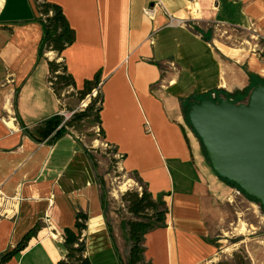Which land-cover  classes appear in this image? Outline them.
Returning a JSON list of instances; mask_svg holds the SVG:
<instances>
[{
	"label": "crops",
	"instance_id": "0c3cea01",
	"mask_svg": "<svg viewBox=\"0 0 264 264\" xmlns=\"http://www.w3.org/2000/svg\"><path fill=\"white\" fill-rule=\"evenodd\" d=\"M48 1L74 29V42L57 59L74 80L72 91L99 72L101 143L131 187L167 207L165 227L144 234L143 262L213 264L212 238L230 222L226 202L235 191L207 161L185 122L184 102L260 84L264 62L255 53L235 58V46L227 56L191 25H221L264 43V0ZM38 16L35 0H0V253L38 223L4 264L63 259V230L82 211L90 264H127L124 218L101 191L104 162L73 127L55 135L59 126L45 123L67 108L48 80L47 59L57 54L38 57Z\"/></svg>",
	"mask_w": 264,
	"mask_h": 264
},
{
	"label": "rangeland",
	"instance_id": "374dc122",
	"mask_svg": "<svg viewBox=\"0 0 264 264\" xmlns=\"http://www.w3.org/2000/svg\"><path fill=\"white\" fill-rule=\"evenodd\" d=\"M191 26L197 33H200L212 47H218L226 55L227 51L235 46L240 48L235 58L239 59L243 55L255 53L258 59L264 62V43L258 41L254 36L248 33H243L221 25H201L199 23H194ZM229 57L234 59L233 55ZM242 67L245 68L244 65ZM211 72L213 71L211 70ZM261 83H264V80H262ZM239 88L240 87H233L226 92L221 90L223 92L219 94L224 95L225 98L231 102H244L252 87H247L244 91H238ZM60 94L59 98L63 99L62 102L65 103V107L67 108L64 109L65 113L76 109V111L83 109L84 106L81 105L82 100H86L87 104L89 103L86 99L87 96L80 100L78 94L73 92L71 87L61 90ZM98 95L99 93L96 96ZM203 96L211 97V92H207ZM218 99L219 98L214 97V100L217 101ZM191 100L198 101L199 96L194 95L188 101L184 102L185 122H187L189 128L192 129L186 116ZM97 106L98 103H94L93 107L96 108ZM62 107L64 108V106ZM95 125V123L90 125L87 120H84L75 130L77 131V135L86 143L87 147L95 151V156L104 162L102 163L104 165V172L100 175V177L104 179L103 191L106 193L108 204L114 207V210L121 218L123 217L124 220H126L130 218L131 215L127 211L125 207L126 201L123 199L124 194L122 192L125 193V190L117 192V195L113 193V191H117L119 184L124 181L126 182L127 178L118 170L119 165L116 163V158H114L111 150L105 147L103 143L101 144V138L95 134ZM193 133L195 132L193 131ZM195 135L203 151L204 149L200 139L196 133ZM94 140H98L99 143L95 145ZM231 186L236 193L234 192L230 200L226 202L227 218H229L230 222L225 224L222 231L217 229V235L212 238L213 241H218L215 244L217 250L213 259V264H264V207L258 200L252 196H248L238 186ZM136 189L138 190L137 185L135 188L130 186L126 190L130 192ZM241 224H243L246 229L244 234L235 231V228Z\"/></svg>",
	"mask_w": 264,
	"mask_h": 264
},
{
	"label": "trees",
	"instance_id": "16d2710c",
	"mask_svg": "<svg viewBox=\"0 0 264 264\" xmlns=\"http://www.w3.org/2000/svg\"><path fill=\"white\" fill-rule=\"evenodd\" d=\"M35 2L36 9H38L39 12L37 19L42 24L43 29L42 39L37 51L38 57L45 55L47 53L46 51L57 54V57L47 59V66L49 68L48 80L50 85L54 93L60 97L61 90L67 87L75 88L74 80L71 74L67 72V67L64 65L63 61H57L62 52L61 50L74 42V29L70 26L69 22H67L63 9L59 4L57 5L48 0H35ZM98 73L99 72H96L93 78L85 80L81 88L76 89L75 92L78 94L80 100L90 95L91 90L97 87L100 80ZM96 102L99 103V95L91 97L89 103L80 111H76L60 128L55 130L54 134L66 132L65 125L77 129L84 120H87L90 125L94 123L99 125V107H93ZM62 119L63 116L54 115L48 118L45 123L52 126V128H56L61 124ZM97 136L102 138L100 129ZM203 152L205 154L204 150ZM223 179L229 184L235 185L226 178ZM102 189L103 188H101V191ZM127 191L128 190H125V193L122 192L124 194L123 199L126 201L125 207L131 215L130 218L124 220L129 239L127 264H151L143 262V252L145 250L143 247L144 234L151 231V229L165 227L164 219L167 207L164 206L161 200L154 199L151 193L147 192L144 187H141L140 190ZM104 198L105 194L102 193V205L105 203ZM86 218L87 215L79 211L75 215L73 228H64L62 234L64 258L53 264H90L88 256L85 255L84 239L80 237L81 231L86 228ZM39 226L40 225L37 223L32 228L28 229L15 246L1 252L0 264L9 261L11 257L23 250L30 238L36 235Z\"/></svg>",
	"mask_w": 264,
	"mask_h": 264
},
{
	"label": "water",
	"instance_id": "95a60500",
	"mask_svg": "<svg viewBox=\"0 0 264 264\" xmlns=\"http://www.w3.org/2000/svg\"><path fill=\"white\" fill-rule=\"evenodd\" d=\"M186 116L214 172L264 207V83L244 102L193 101Z\"/></svg>",
	"mask_w": 264,
	"mask_h": 264
},
{
	"label": "built area",
	"instance_id": "2783aa9c",
	"mask_svg": "<svg viewBox=\"0 0 264 264\" xmlns=\"http://www.w3.org/2000/svg\"><path fill=\"white\" fill-rule=\"evenodd\" d=\"M98 93H97V91H96V89L94 88V89H92L91 90V92H90V95H87V97H86V99H87V101L89 102L90 101V98L91 97H95L96 95H97ZM82 102H83V100H82ZM82 102H81V105H82ZM87 105V102H86V104L85 105H82V106H86ZM77 110V109H76ZM76 110H72L71 112L70 111H68L67 113H65L64 112V110L62 111V114H61V116H63V119H62V121H61V124L59 125V127L58 128H60L61 126H62V124H64V122L66 121V120H68L75 112H76ZM95 127V134L97 135L98 133H99V126H94ZM57 128V129H58ZM77 137H79V136H77ZM81 138V137H80ZM95 141V140H94ZM103 143V142H102ZM101 143V144H102ZM103 145L105 146V147H108V145H107V143L106 144H104L103 143ZM119 165V164H118ZM118 170L120 171V172H122L123 173V168L122 167H120V165H119V167H118ZM137 187H138V190L139 189H141V186H138L137 185Z\"/></svg>",
	"mask_w": 264,
	"mask_h": 264
},
{
	"label": "bare ground",
	"instance_id": "6f19581e",
	"mask_svg": "<svg viewBox=\"0 0 264 264\" xmlns=\"http://www.w3.org/2000/svg\"><path fill=\"white\" fill-rule=\"evenodd\" d=\"M48 55L51 57L53 55V52H49ZM85 104H86V102H85V100H83L82 105H85ZM94 142L97 143V144L99 143L98 140H95ZM132 185H134V183L131 180H126V182L125 181L121 182V184H119V186L117 188V191L114 190L113 193L122 192V191L126 190L128 187H130ZM245 230L246 229L244 228L243 224H241L240 226H237V228H235V231L240 233V234H244Z\"/></svg>",
	"mask_w": 264,
	"mask_h": 264
}]
</instances>
